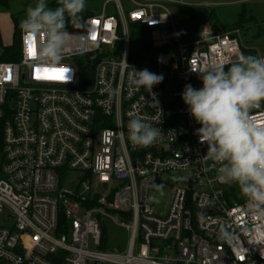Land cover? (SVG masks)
Masks as SVG:
<instances>
[{"label":"built area","instance_id":"built-area-1","mask_svg":"<svg viewBox=\"0 0 264 264\" xmlns=\"http://www.w3.org/2000/svg\"><path fill=\"white\" fill-rule=\"evenodd\" d=\"M129 1L127 11L109 0L117 15L105 6L66 30L54 67L30 54L37 41L22 32L19 61H0V264H264V215L248 199L233 203L181 99L210 63L238 60L240 31L205 23L183 41L162 1ZM132 25L161 49L143 63L130 62ZM132 68L164 79L148 92L130 82ZM135 116L161 129L153 145L129 141ZM250 116L264 124V111ZM184 172L158 216L153 183ZM109 224L129 231L125 249L106 248Z\"/></svg>","mask_w":264,"mask_h":264},{"label":"clouds","instance_id":"clouds-1","mask_svg":"<svg viewBox=\"0 0 264 264\" xmlns=\"http://www.w3.org/2000/svg\"><path fill=\"white\" fill-rule=\"evenodd\" d=\"M85 8L86 0H58L55 8L49 7L47 0H37L35 6L27 8L19 27L22 35L36 39L38 62L54 67L63 60L67 26ZM41 34L43 43L39 41ZM132 69L130 82L148 92L164 79L163 74L147 68ZM198 75L202 87L186 84L181 99L200 125L196 134L207 145L203 159L220 164L222 179L237 184L254 210L264 215V124L250 116L264 101V57L242 53L227 71L212 62ZM127 129L129 141L139 147L153 145L162 134L140 116L130 118Z\"/></svg>","mask_w":264,"mask_h":264},{"label":"rangeland","instance_id":"rangeland-1","mask_svg":"<svg viewBox=\"0 0 264 264\" xmlns=\"http://www.w3.org/2000/svg\"><path fill=\"white\" fill-rule=\"evenodd\" d=\"M8 8H0V58L3 47L8 46L13 41L15 24L19 27L20 21L25 18L28 7H33L37 0H8ZM55 0H47L49 7L55 8L52 3ZM138 1V0H137ZM172 12L176 13L187 8L203 7L213 10L218 17V24L231 27L238 21L239 15L243 17L242 26L238 27L240 45L244 51L250 55L256 54L257 57H264V0H160ZM124 8L128 11L132 9V2L122 0ZM107 7L108 14L117 15L116 8L109 0H88L86 9L93 15H101L104 7ZM214 26L216 24L213 23ZM212 25V26H213ZM213 26V27H214ZM201 27V26H200ZM20 28V27H19ZM253 52V53H252ZM1 60V59H0ZM196 87H202V81ZM255 108L250 113L254 112ZM69 178H77L81 173H72ZM187 173H175L159 177L153 183L151 195L155 198L153 203L156 214L164 217L167 213L173 191L176 187L186 185ZM228 196L232 200H247L241 193L240 188L235 183H227L225 186ZM119 218V217H118ZM122 220L119 219V222ZM109 236L106 248L113 249L121 247L125 249L129 241L130 233L121 226L114 224L108 225Z\"/></svg>","mask_w":264,"mask_h":264},{"label":"trees","instance_id":"trees-1","mask_svg":"<svg viewBox=\"0 0 264 264\" xmlns=\"http://www.w3.org/2000/svg\"><path fill=\"white\" fill-rule=\"evenodd\" d=\"M88 1V0H86ZM52 5L58 6V0H55ZM8 0H0V8H8ZM94 16L92 12L85 10L79 15L75 22H69L67 29L78 28L82 23L89 17ZM176 22L178 24L181 39L183 41H193L199 35V29L202 24L209 23L217 32H230L237 30L238 27L242 26L243 17L239 15V19L234 23L233 26L228 27L218 24V17L213 10L203 7H191L180 10L175 13ZM20 40H21V29L15 24V31L13 34V41L10 45L3 47L1 60L3 62H17L20 59ZM161 49L154 47L153 38L151 32L141 27L132 25L131 44H130V62L132 63H143L147 59L156 55ZM244 55H249V52L243 50ZM253 53V52H252ZM256 56V54H254ZM227 71V68H225ZM256 109V108H255ZM264 111V101L259 105V109ZM1 144V135H0ZM1 148V146H0ZM244 200H233V203L240 204Z\"/></svg>","mask_w":264,"mask_h":264},{"label":"snow or ice","instance_id":"snow-or-ice-1","mask_svg":"<svg viewBox=\"0 0 264 264\" xmlns=\"http://www.w3.org/2000/svg\"><path fill=\"white\" fill-rule=\"evenodd\" d=\"M30 40H31V37H30ZM29 51H30V54H32V55H34L35 54V47H34V45H31L30 44V49H29ZM45 71H47V70H45ZM63 72V70H61V73Z\"/></svg>","mask_w":264,"mask_h":264},{"label":"water","instance_id":"water-1","mask_svg":"<svg viewBox=\"0 0 264 264\" xmlns=\"http://www.w3.org/2000/svg\"><path fill=\"white\" fill-rule=\"evenodd\" d=\"M256 109H259V106L258 107H256ZM103 239L105 240L106 239V232H107V229H106V227H103Z\"/></svg>","mask_w":264,"mask_h":264}]
</instances>
